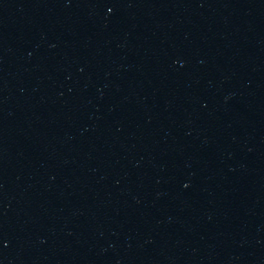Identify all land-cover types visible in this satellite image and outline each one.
I'll return each instance as SVG.
<instances>
[{
  "label": "water",
  "instance_id": "water-1",
  "mask_svg": "<svg viewBox=\"0 0 264 264\" xmlns=\"http://www.w3.org/2000/svg\"><path fill=\"white\" fill-rule=\"evenodd\" d=\"M0 264H264V0H0Z\"/></svg>",
  "mask_w": 264,
  "mask_h": 264
}]
</instances>
